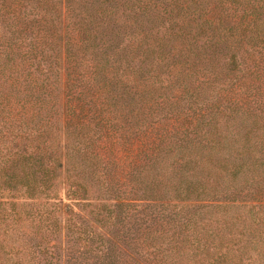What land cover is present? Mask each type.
<instances>
[{"label":"trees","instance_id":"obj_1","mask_svg":"<svg viewBox=\"0 0 264 264\" xmlns=\"http://www.w3.org/2000/svg\"><path fill=\"white\" fill-rule=\"evenodd\" d=\"M0 264H264V0H0Z\"/></svg>","mask_w":264,"mask_h":264}]
</instances>
